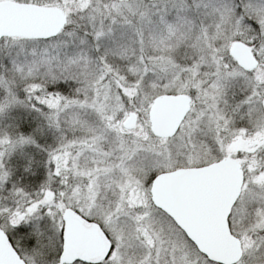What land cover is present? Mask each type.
I'll return each mask as SVG.
<instances>
[{"label": "snow or ice", "instance_id": "snow-or-ice-1", "mask_svg": "<svg viewBox=\"0 0 264 264\" xmlns=\"http://www.w3.org/2000/svg\"><path fill=\"white\" fill-rule=\"evenodd\" d=\"M0 264H264V0H0Z\"/></svg>", "mask_w": 264, "mask_h": 264}]
</instances>
